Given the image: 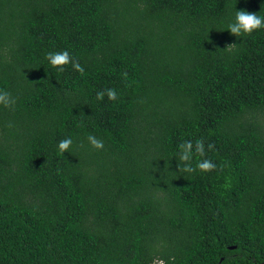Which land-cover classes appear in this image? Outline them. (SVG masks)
<instances>
[{
	"label": "trees",
	"instance_id": "16d2710c",
	"mask_svg": "<svg viewBox=\"0 0 264 264\" xmlns=\"http://www.w3.org/2000/svg\"><path fill=\"white\" fill-rule=\"evenodd\" d=\"M239 10L264 0H0V264L264 262V28L231 34ZM197 140L216 169L180 172Z\"/></svg>",
	"mask_w": 264,
	"mask_h": 264
},
{
	"label": "clouds",
	"instance_id": "9594fccd",
	"mask_svg": "<svg viewBox=\"0 0 264 264\" xmlns=\"http://www.w3.org/2000/svg\"><path fill=\"white\" fill-rule=\"evenodd\" d=\"M264 28V17L256 13H251L246 10H239L235 13V21L228 25V31L235 35L240 36L242 33L251 34L252 32ZM46 60L50 63L53 68H58L63 70V67L68 64H72V67L80 72L84 73L83 66L73 57L67 50L60 52H49L46 54ZM124 76L127 77V73H124ZM105 95L108 99L115 101L118 98V94L115 89H106L97 93V99L103 100ZM15 104L14 98L7 91L0 90V105L5 107H11ZM11 127V125H9ZM88 141L91 146L97 150H102L104 148V142L101 139H98L94 135L88 136ZM73 141L71 138H65L59 141L58 150L60 153L67 152ZM179 171L184 173H193L197 170L201 172H211L214 171L217 165L212 162L210 159H201L198 160L195 167L192 166L191 161L193 156L204 157L205 156V146L203 140H197L195 144L192 141H184L179 146ZM214 148L213 144L208 145V149L211 150ZM154 264L156 262L154 261ZM158 264H164L163 260H160Z\"/></svg>",
	"mask_w": 264,
	"mask_h": 264
},
{
	"label": "water",
	"instance_id": "95a60500",
	"mask_svg": "<svg viewBox=\"0 0 264 264\" xmlns=\"http://www.w3.org/2000/svg\"><path fill=\"white\" fill-rule=\"evenodd\" d=\"M236 246L235 245H233V246H230V248H235ZM260 264H264V262L263 263H260Z\"/></svg>",
	"mask_w": 264,
	"mask_h": 264
}]
</instances>
